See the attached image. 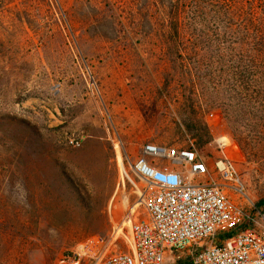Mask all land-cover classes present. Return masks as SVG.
Here are the masks:
<instances>
[{"label":"rangeland","instance_id":"obj_1","mask_svg":"<svg viewBox=\"0 0 264 264\" xmlns=\"http://www.w3.org/2000/svg\"><path fill=\"white\" fill-rule=\"evenodd\" d=\"M167 2L0 0V264H71L96 237L129 251V210H144L124 173L146 142L191 140L213 171L224 138L246 195L264 199L258 47L213 27L181 41Z\"/></svg>","mask_w":264,"mask_h":264},{"label":"built area","instance_id":"obj_2","mask_svg":"<svg viewBox=\"0 0 264 264\" xmlns=\"http://www.w3.org/2000/svg\"><path fill=\"white\" fill-rule=\"evenodd\" d=\"M86 135L68 136L73 147ZM210 171L191 140L177 146L146 142L127 160L128 182L137 187L130 209L129 251L89 238L70 248L71 264H264V204L245 193L235 165L219 144ZM124 185V179L123 184ZM124 189V186H123ZM124 193V190H123ZM128 203V197L123 195Z\"/></svg>","mask_w":264,"mask_h":264},{"label":"trees","instance_id":"obj_3","mask_svg":"<svg viewBox=\"0 0 264 264\" xmlns=\"http://www.w3.org/2000/svg\"><path fill=\"white\" fill-rule=\"evenodd\" d=\"M167 28L171 36L181 41L194 38L200 40L206 36L208 29L219 30L222 37L240 35L254 43L255 59L264 74V0H167ZM257 16H255L254 12ZM254 13V14H253ZM257 28L251 29L252 22ZM242 27L236 32H227L225 27ZM184 48H182L183 50ZM250 49V48H247ZM250 49V50H251ZM249 51V50H248ZM182 70L188 68L186 62L181 61ZM264 204V199L258 202Z\"/></svg>","mask_w":264,"mask_h":264},{"label":"bare ground","instance_id":"obj_4","mask_svg":"<svg viewBox=\"0 0 264 264\" xmlns=\"http://www.w3.org/2000/svg\"><path fill=\"white\" fill-rule=\"evenodd\" d=\"M224 138L223 139H219V143L220 144H222L223 142H224ZM223 145H224V143H223ZM119 147H116V152H117V157H118V159H119V156H120V153H119V149H118ZM120 160V159H119ZM120 164V163H119ZM122 167V166H121ZM122 169H123V167H122ZM124 170V169H123ZM123 172V171H122ZM125 172V171H124ZM125 176V175H124Z\"/></svg>","mask_w":264,"mask_h":264},{"label":"crops","instance_id":"obj_5","mask_svg":"<svg viewBox=\"0 0 264 264\" xmlns=\"http://www.w3.org/2000/svg\"><path fill=\"white\" fill-rule=\"evenodd\" d=\"M93 138H94V140L96 141V140H100V139H102L99 135L98 136H93Z\"/></svg>","mask_w":264,"mask_h":264}]
</instances>
